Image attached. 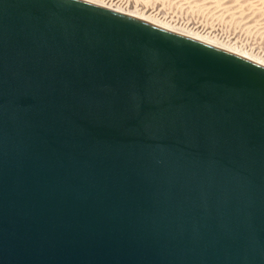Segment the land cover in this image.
Instances as JSON below:
<instances>
[{
  "label": "water",
  "instance_id": "obj_1",
  "mask_svg": "<svg viewBox=\"0 0 264 264\" xmlns=\"http://www.w3.org/2000/svg\"><path fill=\"white\" fill-rule=\"evenodd\" d=\"M0 264H264V67L0 0Z\"/></svg>",
  "mask_w": 264,
  "mask_h": 264
},
{
  "label": "bare ground",
  "instance_id": "obj_2",
  "mask_svg": "<svg viewBox=\"0 0 264 264\" xmlns=\"http://www.w3.org/2000/svg\"><path fill=\"white\" fill-rule=\"evenodd\" d=\"M81 1L88 2V3H91L93 5L100 6L102 8L109 9V10H112L114 12H117V13H120V14H124L126 16H129V17L144 21L146 23L154 25V26H156L158 28H161L163 30H166L168 32H171V33H174V34H177V35H181V36H184V37L191 38L193 40L202 42L204 44H207V45H210L212 47L218 48L220 50L229 52L231 54H234L236 56H239V57L244 58V59H246V60H248L250 62H253V63L257 64V65H260V66L264 67V57L261 56L262 54L261 55H259V53L256 54L255 52H252V50H249L248 48L247 49H245V48L243 49V48H241L238 45L234 46L231 43L228 44L226 42V40L223 39V38L222 39H218V38H216V37H214L212 35L204 34V32L202 33V32H200L198 30L190 31L191 28L189 26H188L189 28H185L186 25L184 26L183 23H181V24H183V25H181L180 22L177 24L178 21L173 24V22H171V19L167 20L166 17L163 18V17H161L160 14H158L159 16L157 15V18H156V17H154L157 14V12L155 13V10H157L155 8L153 10L155 15H153V16L150 15V13L152 11L151 12H147V14H146V11L148 10L147 8H146L147 10L144 12L146 15L143 14L139 9H140V5L142 6L144 3H146L145 2L146 0H144V2H142V4L139 5V8H138V6L136 7V5L134 3L128 4L126 1H122V0H113V1L109 0L110 2H108V3L106 2L108 5L106 3H102V0H91V2H90V0H81ZM105 1H107V0H105ZM160 1H163V0H159V3H160ZM185 1L186 0H183V3ZM188 1H193V2L196 1V2H198V4L200 3L201 5H205L206 7H203L204 9L207 8V7L213 8L216 11L223 13L222 16H224V14H225V17H227L226 19H228V17L233 18L235 20L234 24L239 23L238 21H240V22L242 21L241 23L244 22V24H246V25H242V26H246L247 27V24H248L250 27L253 26L256 29L261 30V32L262 31L264 32V0H187L186 3ZM165 2L166 1L164 0V4H165ZM173 2H174V0H173ZM178 2H180V0ZM196 2H194V3H196ZM169 3L171 4L172 2H169ZM177 3H176V5H177ZM189 3H191V2H189ZM194 3H193V5H195ZM111 4H112V6H111ZM150 4H153V3L150 2ZM161 4L163 5L162 2H161ZM167 5H169V4H167ZM109 7H111V8H109ZM146 7H148V6H146ZM153 7H155V6H152V8ZM209 8H207V10ZM150 9H151V7L149 8V10ZM210 10H212V9H210ZM182 12H184V11H182ZM220 15H219V17H220ZM222 16H221V18H222V20H224ZM158 17H161V18H158ZM226 19H225V21L227 22ZM233 19H231V20H233ZM236 19L238 21H236ZM173 20H175V17H174ZM232 22H234V21H232ZM232 22H231V24H233ZM240 24H239V28L241 27ZM242 28H245V27H242ZM254 28L252 30H254ZM252 30H250L249 32H251ZM258 30H256V31L254 30V32H257ZM261 32H258V33H261ZM259 36H261V35H259Z\"/></svg>",
  "mask_w": 264,
  "mask_h": 264
},
{
  "label": "rangeland",
  "instance_id": "obj_3",
  "mask_svg": "<svg viewBox=\"0 0 264 264\" xmlns=\"http://www.w3.org/2000/svg\"><path fill=\"white\" fill-rule=\"evenodd\" d=\"M104 1L105 0H102V3L110 2L109 0H107L105 2ZM122 1H126L128 4L134 3L136 5V7L138 6V8H139V5L142 4V2H144V0H139L141 3L138 0H122ZM165 1L166 2L164 4V0L160 1V3H159V0H150V1L146 0L145 1L146 3H144L142 6L140 5L139 10L143 14H145L144 12L148 9L146 11V14H147V12H151V11L154 13L153 10L155 8V9H157V10H155V13L157 12V14L155 15V13L153 14L151 12L152 14L150 13V15H152V16L155 15L154 17H156V18H157V15L160 14L161 17H163V18L166 17L167 20L171 19V22H173V24L178 21L177 24L180 22V24L183 23L184 26L186 25L185 28L190 27L191 28L190 31L198 30L202 33L204 32V34L212 35L218 39L223 38L226 40V42L228 44L231 43L234 46L238 45L243 49L248 48L249 50H252V52H255L256 54H258V53H259V55L262 54L261 56L264 57V32L263 31L261 32V30H258L252 26L255 31L258 30L257 32H254V30H252L253 29L252 27H250L248 24H247V27L242 26V25H246V24H244V22L241 23L242 21L240 22L237 19H236V21L239 22V23H237L238 25L234 24L235 20L233 18L228 17V19H226L227 17H225V14H224V16H222L223 13L218 12L213 8L207 7V8H209L208 10H207V8L204 9L203 7H206V6L201 5L200 3L198 4V2H196V1H194L196 3H194L193 1H188L186 3L187 0L184 3H183V0H180V2H178L179 0H176V1L174 0V2H173V0L172 1L171 0L170 1L165 0ZM168 1L172 2V3L170 4ZM150 2H152L153 4H150ZM161 2L163 3V5L161 4ZM189 2H191V3H189ZM176 3H177V5H176ZM193 3L195 5H193ZM167 4H169V5H167ZM151 5L155 6V7L152 8ZM111 6H112V4H111ZM146 6H148V7H146ZM150 7H151V9L149 10ZM109 8H111V7H109ZM210 9H212L213 11ZM182 11H184V12H182ZM218 14L220 15V17ZM221 16L223 17L224 20H222ZM161 17H158V18H161ZM174 17H175V20H173ZM225 19L227 20V22L225 21ZM231 19H233V20H231ZM232 21H234V22H232ZM231 22L234 25L231 24ZM183 24H181V25H183ZM239 24L241 25L240 28H239ZM242 27H245V28H242ZM250 30H252V31L249 32ZM258 32H261V33H258ZM259 35H261V36H259Z\"/></svg>",
  "mask_w": 264,
  "mask_h": 264
},
{
  "label": "snow or ice",
  "instance_id": "obj_4",
  "mask_svg": "<svg viewBox=\"0 0 264 264\" xmlns=\"http://www.w3.org/2000/svg\"><path fill=\"white\" fill-rule=\"evenodd\" d=\"M90 2H91V0H90Z\"/></svg>",
  "mask_w": 264,
  "mask_h": 264
}]
</instances>
